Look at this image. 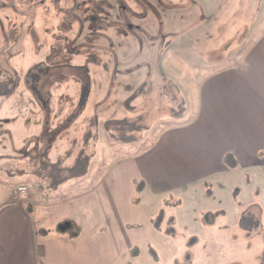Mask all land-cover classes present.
I'll return each instance as SVG.
<instances>
[{
  "label": "rangeland",
  "instance_id": "1",
  "mask_svg": "<svg viewBox=\"0 0 264 264\" xmlns=\"http://www.w3.org/2000/svg\"><path fill=\"white\" fill-rule=\"evenodd\" d=\"M263 33L264 0H0V200L25 186L29 202L34 185L73 194L146 153L193 120L205 79L238 66ZM203 189L182 208L215 207L222 193ZM233 200L205 225L194 264H264V199ZM172 201L162 204L166 232ZM140 250L142 264H160Z\"/></svg>",
  "mask_w": 264,
  "mask_h": 264
},
{
  "label": "crops",
  "instance_id": "2",
  "mask_svg": "<svg viewBox=\"0 0 264 264\" xmlns=\"http://www.w3.org/2000/svg\"><path fill=\"white\" fill-rule=\"evenodd\" d=\"M27 142L43 146L40 138ZM227 155L237 168L225 165ZM239 179L263 187L243 188ZM206 183L222 193L215 207L182 208ZM40 187L29 202L15 201L9 189L2 196L0 264H142L147 247L160 264H194L204 228L228 213L235 193L264 199V33L238 66L205 79L190 125L165 130L146 153L116 161L78 192L51 196ZM168 197L179 201L166 210L170 232L160 217Z\"/></svg>",
  "mask_w": 264,
  "mask_h": 264
},
{
  "label": "trees",
  "instance_id": "3",
  "mask_svg": "<svg viewBox=\"0 0 264 264\" xmlns=\"http://www.w3.org/2000/svg\"><path fill=\"white\" fill-rule=\"evenodd\" d=\"M78 79V78H77ZM55 88H61V85L59 84H57L56 85V87ZM80 93V92H79ZM78 93V94H79ZM69 109H68V112H67V116H66V118H68L70 115H72L73 114V112H74V108H75V103H74V99H73V97H69ZM52 102V99L50 100V103ZM183 115V112L180 114V116H182ZM65 118V119H66ZM193 122V120L191 121V122H189V124L188 125H190L191 123ZM187 125V126H188ZM134 125H131V127H133ZM173 126H176V127H181V126H183V125H173ZM186 126V125H185ZM142 154V153H141ZM140 155V154H139ZM224 163H225V165L228 167V168H230V169H235V168H237V166H238V164H237V162L235 161V159H234V157L232 156V155H227L225 158H224ZM143 187V185H142V183H140L139 185H138V192H140L141 191V188Z\"/></svg>",
  "mask_w": 264,
  "mask_h": 264
},
{
  "label": "built area",
  "instance_id": "4",
  "mask_svg": "<svg viewBox=\"0 0 264 264\" xmlns=\"http://www.w3.org/2000/svg\"><path fill=\"white\" fill-rule=\"evenodd\" d=\"M13 199L18 202H25L24 200L28 199V189L23 187H18L16 191L13 193Z\"/></svg>",
  "mask_w": 264,
  "mask_h": 264
}]
</instances>
